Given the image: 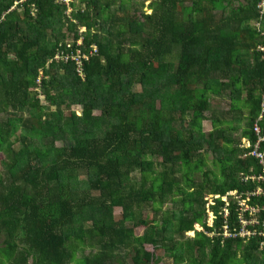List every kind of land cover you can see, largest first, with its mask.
<instances>
[{"label":"trees","instance_id":"obj_1","mask_svg":"<svg viewBox=\"0 0 264 264\" xmlns=\"http://www.w3.org/2000/svg\"><path fill=\"white\" fill-rule=\"evenodd\" d=\"M21 2L0 0V138L21 144L3 160L0 264H76L85 248L84 264H154L157 250L175 264H264V164L252 154L264 0H80L71 15L57 0ZM60 50L89 54L85 77L53 59ZM229 115L246 120L239 139ZM210 152L219 172L204 170Z\"/></svg>","mask_w":264,"mask_h":264},{"label":"rangeland","instance_id":"obj_2","mask_svg":"<svg viewBox=\"0 0 264 264\" xmlns=\"http://www.w3.org/2000/svg\"><path fill=\"white\" fill-rule=\"evenodd\" d=\"M76 2L77 5L80 4V0H74ZM73 1V2H74ZM150 4V2H148L146 5ZM147 7V6H146ZM145 11L148 13V14H151L153 11L148 9V8H145ZM53 60V59H51ZM212 98H213V104L214 106L221 112H227L230 110V107H231V102H230V99L228 97H226L225 95L222 97V96H215V95H212ZM74 110L77 111V114L78 115H81V112L82 110L80 109V107H75ZM95 114H99V112H95ZM248 114V111L247 110H244V115H247ZM236 116V114H234V117ZM229 125H232V126H229ZM236 126V129H238V131H232V128H235ZM246 127V120L245 121H242L241 123L237 124L236 122H234V119L232 117V115H229L227 116V127H226V131H227V135H232L233 134V138L235 139H239L240 136H241V132H242V128H245ZM214 130V125H213V114L211 112H207L205 114V120H204V131L207 132V133H210ZM22 133V131H21ZM245 141H247L246 139H244V143ZM58 146L62 145V142H58L57 144ZM249 145V143H248ZM9 146H14L16 149H20L21 147V144L20 143H17L15 141V139H13V142L11 141L10 143H6L5 141H3L1 138H0V180L2 178L5 177V170H4V166H3V160L6 158V155H7V148ZM205 157H206V163H207V167L204 168L205 171H208V170H212L214 172H219V168L216 167L215 165V160H216V157H215V154L210 152L208 154H205ZM35 165H39L38 162H35ZM203 170V171H204ZM192 176L197 180V181H201L203 178H204V172H195L194 174H192ZM233 195H235V193H233ZM209 198L211 199V203L213 201L212 199V196H209ZM208 198V199H209ZM241 208H242V211H253L254 213L257 212V210L255 209H251V206L248 205L247 201H244L242 200L241 203ZM173 208V203L171 201H169L168 203L165 204L164 206V209H172ZM114 215H115V219L119 221L120 219V215H121V210L120 209H115L114 210ZM145 215L150 218V219H154L155 217V212L153 209H147L145 211ZM214 220H215V216L213 213H210V219H209V224L210 225H213L214 224ZM245 225H255L258 223V219L257 217H255L253 219L252 222L248 221V220H245L244 221ZM87 226H90L89 223H87ZM196 229L198 231H202L203 228L200 226V225H197L196 226ZM144 232V228L141 227V228H138L135 230V234L140 236L142 235ZM248 234H251V232H249L248 230L246 231ZM246 234V233H245ZM189 236H196V233L195 232H191L189 233ZM3 241H1V244H3ZM3 246V245H2ZM147 250H153V247L152 246H147L146 247ZM93 249H89V248H85V249H81L79 252H78V260L76 262V264H84V262L82 261L83 258L90 254L92 252ZM157 254L158 255H161V259L160 261L154 263V264H175L172 260L171 257H169L167 254L164 253L163 250H157ZM3 254L0 252V256H2ZM122 257L120 258L119 262L117 263H114V264H133L132 260H131V256L130 255H124L122 254L121 255ZM1 258V257H0ZM2 259H5L6 260V256H4V258Z\"/></svg>","mask_w":264,"mask_h":264},{"label":"built area","instance_id":"obj_3","mask_svg":"<svg viewBox=\"0 0 264 264\" xmlns=\"http://www.w3.org/2000/svg\"><path fill=\"white\" fill-rule=\"evenodd\" d=\"M24 1H27V0H22L21 3H23ZM58 2H61V3H64L67 5V14L71 15V13L73 12V6H72V3H74L75 1L74 0H57ZM74 1V2H73ZM264 6V3L261 5V7ZM35 10V8H34ZM35 12V11H33ZM83 44V39H81L79 41V45H82ZM262 49H264V47H262ZM97 51V47L94 45L93 46V51H92V54L93 52H96ZM89 59V54L87 53H83L82 50H79L78 51V54H72L71 52H65L64 50H60L55 58L53 59H57V60H70V59H73V60H76L77 61V64H78V71L80 73V75H82L83 77H85V71H84V59ZM42 76H43V72L40 71V76L37 78L36 80V89L40 92V87H41V79H42ZM40 98L43 100L44 97L42 95H40ZM255 129H256V132L258 133V135H260L261 133V127L259 126L258 123H256L255 125ZM264 141V138L263 137H260V141L258 142V144L256 145L255 147V150L252 152V154L254 156H256L257 158H259L261 160V163L264 164V152H262L260 150L261 148V143ZM249 143V145H248ZM245 146L250 148L251 147V143L249 141H245ZM260 179H264V175H261L259 177Z\"/></svg>","mask_w":264,"mask_h":264}]
</instances>
